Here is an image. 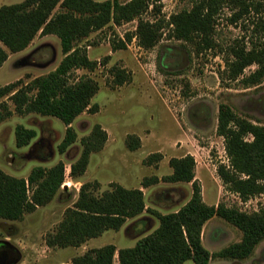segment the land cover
<instances>
[{"label":"rangeland","instance_id":"1","mask_svg":"<svg viewBox=\"0 0 264 264\" xmlns=\"http://www.w3.org/2000/svg\"><path fill=\"white\" fill-rule=\"evenodd\" d=\"M22 1L0 0V6ZM188 6L181 0H162L160 15L168 21L171 15ZM231 13L223 9L217 19L214 41L218 47L199 55L195 54L192 45L168 38L166 28L154 48L139 47L134 40L136 20L92 33L82 45H86L88 58L96 61L98 66L91 72L77 70L72 78L87 76L98 84L99 90L91 100L97 110L94 113L85 111L69 126L77 139L63 154L57 147L67 127L56 118L13 113L0 123V172L26 179L34 167L49 169L59 162L65 167L64 184L49 204L25 214L20 221L0 219V242L8 243L18 252L16 264H71L73 257L89 249L108 244L117 249L133 247L159 225L148 211L162 215L175 212L192 194L190 183L161 181L172 173L169 166L172 158L185 155L194 158L195 180L206 205L223 204L246 213L264 206V193L243 202L227 190L217 174L220 165H228L224 139L216 131L219 105H228L238 116L264 126V81L246 89L241 84V79L256 66L246 68L236 81L221 79L225 64L224 55L218 51H224L227 46L228 52L229 47L240 43L243 37L247 42L252 35V16L248 21L243 19L231 24ZM260 16L264 18V12ZM146 17L150 19V15ZM127 35L131 36L130 41H127ZM120 40L126 41V48L113 51V43ZM19 55L12 56L0 70V88L18 80L28 83L46 75L55 70L63 58L59 39L53 35L36 36ZM113 69L124 70L129 79L120 86L115 85ZM2 102L13 111L14 106L6 97L0 98ZM17 125L36 132L31 143L20 149L15 146ZM95 125L105 131L107 140L100 151L90 154L84 174L73 180L70 165L81 155L80 140L89 136ZM131 136L139 142L135 150L127 146ZM150 177H157L159 182L141 188L142 181ZM93 181L100 186L98 194L109 190L110 184L126 189L140 188L145 211L127 219L120 230L106 231L79 248H48L45 244L47 235L56 231L65 210L77 200L81 183ZM143 221L145 228L141 224ZM241 237L238 229L216 216L204 225L201 233L202 245L210 253L239 242ZM114 264H118L116 255ZM184 264L193 263L187 261ZM209 264H264V241L245 260L216 258Z\"/></svg>","mask_w":264,"mask_h":264},{"label":"trees","instance_id":"2","mask_svg":"<svg viewBox=\"0 0 264 264\" xmlns=\"http://www.w3.org/2000/svg\"><path fill=\"white\" fill-rule=\"evenodd\" d=\"M161 1L23 0L0 6V67L9 55L27 49L38 35L56 36L63 54L58 66L48 74L28 83L18 80L0 88V98L6 97L14 106L11 111L5 102L0 103V123L13 113L56 118L67 127L57 147L60 154L65 153L77 139L69 126L85 111L94 113L97 110L91 100L99 90L98 84L87 76L72 78L77 70L91 72L98 66L96 61L88 58L86 45L82 43L94 32L134 20L137 21L134 35L139 47L154 48L166 28L168 38L192 45L195 54L199 55L218 47L214 41L215 27L223 9L232 12L231 24L243 19L248 21L252 16L251 39L246 42L243 37L240 43L229 47L228 52L227 46L224 51H218L224 55L225 64L221 79L236 81L246 68L255 65L256 69L243 77L241 84L246 89L264 81V18L260 16L264 12V0H181L189 6L171 15L168 21L160 15ZM126 39L130 41L131 36L127 35ZM125 48L124 40L112 45L113 51ZM112 76L117 86L129 79L121 69H113ZM216 131L224 139L228 158V165H220L217 174L227 190L243 202L263 194L264 126L253 124L235 114L228 105L221 104ZM35 136V130L17 125L14 129L16 148L27 147ZM106 140L107 135L99 125L80 140L82 152L70 165L71 179L76 180L84 174L90 154L100 151ZM127 146L135 150L139 146L138 139L129 137ZM169 166L172 173L161 181L190 183L189 200L169 214L148 211L159 225L133 247L117 249L108 244L89 249L73 257L71 264H114L115 255L118 264H184L187 261L209 264L216 258L228 261L249 258L264 241V206L252 213L223 204L208 206L203 202L195 180L194 158L191 155L172 158ZM64 168L61 162L49 169L34 167L26 179L0 172V219L20 221L25 214L49 204L64 184ZM158 182L157 177H150L143 180L140 187L147 188ZM99 188L96 181L81 183L77 200L65 210L56 231L47 235L45 244L48 248H79L106 231L120 230L127 219L145 211L140 188L126 189L110 184L109 190L98 194ZM215 216L238 229L242 237L239 242L210 253L202 245L201 233L204 225ZM141 224L146 227L145 221Z\"/></svg>","mask_w":264,"mask_h":264},{"label":"flooded vegetation","instance_id":"3","mask_svg":"<svg viewBox=\"0 0 264 264\" xmlns=\"http://www.w3.org/2000/svg\"><path fill=\"white\" fill-rule=\"evenodd\" d=\"M19 258L18 252L11 245L0 242V264H16Z\"/></svg>","mask_w":264,"mask_h":264},{"label":"crops","instance_id":"4","mask_svg":"<svg viewBox=\"0 0 264 264\" xmlns=\"http://www.w3.org/2000/svg\"><path fill=\"white\" fill-rule=\"evenodd\" d=\"M16 54H17V55H16ZM16 54L9 55L7 61L3 64V66H4V65H5V64L11 59L12 56H20L19 54H22V52H19V53H16ZM3 66L0 67V70L3 68Z\"/></svg>","mask_w":264,"mask_h":264},{"label":"built area","instance_id":"5","mask_svg":"<svg viewBox=\"0 0 264 264\" xmlns=\"http://www.w3.org/2000/svg\"><path fill=\"white\" fill-rule=\"evenodd\" d=\"M134 40H136V38H134Z\"/></svg>","mask_w":264,"mask_h":264}]
</instances>
